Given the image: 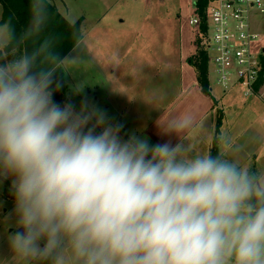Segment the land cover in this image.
I'll return each mask as SVG.
<instances>
[{
  "label": "clouds",
  "instance_id": "clouds-1",
  "mask_svg": "<svg viewBox=\"0 0 264 264\" xmlns=\"http://www.w3.org/2000/svg\"><path fill=\"white\" fill-rule=\"evenodd\" d=\"M31 0L27 28L0 24V183L11 178L18 264H264V171L222 147L196 151L191 110L157 120L171 140L120 136L82 104L53 100L62 64ZM60 85H56L59 89ZM99 129V131H97Z\"/></svg>",
  "mask_w": 264,
  "mask_h": 264
},
{
  "label": "crops",
  "instance_id": "crops-1",
  "mask_svg": "<svg viewBox=\"0 0 264 264\" xmlns=\"http://www.w3.org/2000/svg\"><path fill=\"white\" fill-rule=\"evenodd\" d=\"M47 1L58 10L52 0ZM171 1L169 0V3ZM166 2L167 0H147V8L158 13L143 15L140 19L144 20L146 25L125 26L126 22L121 20L120 26L106 30L101 34V39L95 38L96 32H100L99 29H92L91 33L86 35L80 28L82 41L65 59H71L74 52L92 37V41L101 43V50L94 55L91 48H88L81 52V56L89 64L93 59L97 65H93V68H101L104 76L101 77L98 70L95 76L90 75L85 81L72 76L68 82L65 76V104H72L77 111L82 104H86L90 109H97L106 115L109 123L122 126L123 134L120 133V136L123 139L127 140L136 135L147 139L151 144L167 140H171L173 144L178 142L177 137L165 135L157 126L161 114L167 117L174 111L191 110L197 114L198 122L197 126L186 134L187 141L196 151H211L215 139L213 114L217 110L238 111L236 106L239 101L237 96L241 97L240 90L234 88L223 90L218 96L213 94L211 84L216 81L211 76L214 74V68L206 50L211 97L201 91L197 72L191 61L197 54V38L203 40L205 49L207 41L200 29L190 25L191 18L200 15L190 0H178L181 3L179 15H162ZM58 12L62 15L59 10ZM2 15L3 7L0 5V23ZM225 115L222 131L229 116L228 112ZM226 148L229 149L228 144ZM254 160L257 165L256 158ZM255 169L260 171L256 166Z\"/></svg>",
  "mask_w": 264,
  "mask_h": 264
},
{
  "label": "rangeland",
  "instance_id": "rangeland-1",
  "mask_svg": "<svg viewBox=\"0 0 264 264\" xmlns=\"http://www.w3.org/2000/svg\"><path fill=\"white\" fill-rule=\"evenodd\" d=\"M146 1L147 0H52L51 2L69 22L73 24L77 22L80 23V28L86 35L90 34L92 29H99L100 32H96L95 38L101 39V34L105 33L106 30L120 26L119 22L121 20L126 22L125 26L140 27L146 25L144 24V20L140 18L148 13L149 15H156V13H158L151 8H147ZM180 6L181 3L178 2V0H172L170 3L169 0H167L162 15H179ZM185 13L188 14V12ZM174 26L173 23V27ZM252 30L260 35L259 46L263 47L264 17L253 19ZM92 40V37L88 38L87 42L85 41L82 47L78 48L77 52H74L72 58L67 59L71 61L62 66L68 82L71 81L72 76H75V79L79 77V79L85 81L88 76H95L97 70L101 77L104 76V72L101 68L98 67L96 70L93 68V65L97 66L93 59L90 60L91 64H89L87 60L81 56V52H84V50L88 48H91L92 54L94 55L95 52L101 50V43L98 44ZM96 56H98V53H96ZM212 77L215 78V75L212 74L211 78ZM211 87L215 96L223 93V90L219 88L215 82L211 84ZM237 97L239 101L237 102L236 108L239 109V113L234 109H226L225 111L217 110L213 114L215 119V137L219 138L221 135L226 137L229 149L226 148L225 150L230 153L232 158L239 159L242 163L249 165L253 171H256L255 166L258 170L264 171V107L255 100H245L242 97ZM244 111L248 112L245 113ZM226 112H228L229 116L222 131L221 129ZM220 116L222 117V125L217 134V122ZM207 123L205 124L206 127L208 125ZM218 147L219 149L222 147L220 142L218 143ZM255 158L257 160V165L255 164ZM5 181L9 186L6 185ZM7 188L9 189L7 193L8 198H5L4 192ZM14 209L15 203L11 189V178H9L0 183V264H18L12 256L13 254L9 246V236L19 230L16 227Z\"/></svg>",
  "mask_w": 264,
  "mask_h": 264
},
{
  "label": "built area",
  "instance_id": "built-area-1",
  "mask_svg": "<svg viewBox=\"0 0 264 264\" xmlns=\"http://www.w3.org/2000/svg\"><path fill=\"white\" fill-rule=\"evenodd\" d=\"M190 1L195 8L198 0ZM259 17H264V0H210L205 13L206 50L222 90L239 89L243 99L264 107V49L259 46L260 35L252 30L253 19ZM201 24L199 16L190 20L197 30Z\"/></svg>",
  "mask_w": 264,
  "mask_h": 264
},
{
  "label": "trees",
  "instance_id": "trees-1",
  "mask_svg": "<svg viewBox=\"0 0 264 264\" xmlns=\"http://www.w3.org/2000/svg\"><path fill=\"white\" fill-rule=\"evenodd\" d=\"M210 0H198L195 3V8L202 18L201 33L203 38L206 36L207 27L205 24V13ZM30 4L31 0H0V5L3 7L2 21H11L15 26L17 32L27 28L30 20ZM47 11L49 14V21L44 31L26 42V46L31 50L37 46L41 41L49 39L51 42V48L53 54L58 60H65V58L72 52V50L82 41V34L80 30V23L71 25L66 19L60 15L58 10L47 1ZM203 40L197 38V54L191 61L192 66L197 72V80L201 91L208 97H211L210 85L208 81V55L206 49L203 46ZM263 64V76H264V58H262ZM59 84V89H56V85ZM53 100L55 103L63 106L66 103L67 87L65 83V74L62 65L53 77ZM222 117L217 122L216 133H219V128L222 125ZM120 133L123 134L122 131ZM219 139L215 137L213 146L211 149L212 154H216L219 150ZM6 185L8 183L5 181ZM7 188L4 192V197L8 198Z\"/></svg>",
  "mask_w": 264,
  "mask_h": 264
}]
</instances>
